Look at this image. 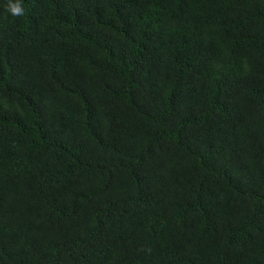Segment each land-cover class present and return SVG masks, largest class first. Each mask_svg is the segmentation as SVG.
Masks as SVG:
<instances>
[{
    "label": "trees",
    "instance_id": "obj_1",
    "mask_svg": "<svg viewBox=\"0 0 264 264\" xmlns=\"http://www.w3.org/2000/svg\"><path fill=\"white\" fill-rule=\"evenodd\" d=\"M9 2L0 264H264V0Z\"/></svg>",
    "mask_w": 264,
    "mask_h": 264
},
{
    "label": "clouds",
    "instance_id": "obj_2",
    "mask_svg": "<svg viewBox=\"0 0 264 264\" xmlns=\"http://www.w3.org/2000/svg\"><path fill=\"white\" fill-rule=\"evenodd\" d=\"M7 10L14 16H20L24 14V6L17 0L16 3H11V0L8 4Z\"/></svg>",
    "mask_w": 264,
    "mask_h": 264
}]
</instances>
